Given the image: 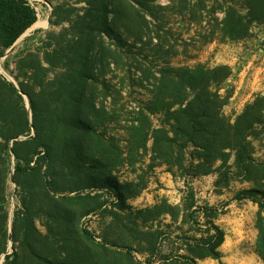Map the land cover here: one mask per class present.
Listing matches in <instances>:
<instances>
[{"label": "trees", "instance_id": "16d2710c", "mask_svg": "<svg viewBox=\"0 0 264 264\" xmlns=\"http://www.w3.org/2000/svg\"><path fill=\"white\" fill-rule=\"evenodd\" d=\"M155 1L79 0L83 6L75 9H64L68 3L61 1L53 8V15L63 10V18L54 24L61 29L47 31L37 48L17 54L16 85L0 72V264H195L196 259L219 258L224 231L212 221L217 209L196 205L191 187L187 207L206 219L202 235L185 237L184 247L163 252L154 251L156 241L149 239L154 233H149L143 241V259L130 247L96 241L80 227L82 216L104 204L78 210L71 204L75 196L55 190L57 177H78L81 189L103 191L113 197L111 204L125 207L129 183L119 182L110 172L107 141L99 130L108 118L98 97L103 92L106 98L108 71L119 68L124 58L136 62L141 84H151L147 89L151 97L139 108L138 124L131 128L136 144L132 148H145L152 138L157 159L169 164L166 150L171 149L185 174L194 169L196 175L219 172L233 156L236 176L256 184L237 191L234 199L258 205L256 253L264 260V161L253 157L252 142L257 130L264 128V96L257 95L232 121L222 113L226 96L220 93L231 73L228 65L165 62L157 74L145 69L147 56L143 61L136 57L146 52L147 31L158 20L155 9L164 8ZM180 1L188 6L197 0ZM219 10L222 17H214L212 39L245 38L264 23V0H240L239 7ZM36 21L37 12L27 0H0V58ZM149 43L162 49L152 37ZM155 115L165 118L164 126L151 127L150 117ZM228 173H220L219 186L228 183ZM10 175L18 200L11 232L5 208ZM29 178L37 181L31 185L21 181ZM39 218L45 220V234L36 226Z\"/></svg>", "mask_w": 264, "mask_h": 264}, {"label": "rangeland", "instance_id": "374dc122", "mask_svg": "<svg viewBox=\"0 0 264 264\" xmlns=\"http://www.w3.org/2000/svg\"><path fill=\"white\" fill-rule=\"evenodd\" d=\"M27 1L36 10L37 21H46L47 25L30 27L0 58V72L9 80H14L15 61L21 50L37 48L39 38H43L47 31L61 29L62 25L54 24L63 18V10L57 9L53 15L54 6L61 1L68 3L63 6L64 9L83 6L79 0ZM195 3L185 6L180 0H156L155 4L164 8L155 9L158 20L147 31L146 52L139 53L136 58L143 61L146 55L148 59L143 61V67L155 74L165 62L190 66L196 63L228 65L231 73L223 81L220 93L226 96L222 113L233 121L257 95L264 96V23L254 26L245 38L230 40L215 35V39H212L214 17H222L220 7H239L240 0H197ZM149 37H152V43L162 45V49L158 50L150 44ZM175 50L176 54L173 55ZM135 66L136 62L130 59L119 61V68L108 71L106 76V98H103V92L98 93L108 118L101 122L99 130L107 141L105 149L110 157V172L119 182L129 183V190L124 192L125 207L111 204L113 197L103 191L81 189L82 182L78 177H57L55 190L62 195L75 196L71 204L78 210L92 207L98 202L104 204L94 213L82 216L80 227L89 231L96 241L107 246L130 247L137 258L143 259L146 256L141 252L143 241H146L149 233H154L149 237L156 241L154 251L163 252L184 247L185 237L202 235L206 219L199 212H194L195 208L187 207L191 187L196 205H212L217 209L212 221L224 231V240L218 247L219 258L196 259L195 264H264L256 253L258 205L248 199H234L237 191L255 187L256 184L236 176V169L232 166L233 156L219 172L196 175L194 169L185 174L171 149L166 150L169 164L157 159L152 138L146 142L145 148H132L136 144L131 141L135 134L131 128L138 124L139 108L151 97L147 90L151 84L140 83V73L136 72ZM25 104L29 109L27 97ZM164 119L160 115L151 116V127L164 126ZM252 142L253 157L258 162L264 161V128L257 130ZM183 165L188 164L184 162ZM222 171H226L230 178L227 184L219 186L216 181ZM11 177L8 179L5 203L9 213V232L18 204L17 187ZM34 180L37 181L36 178L21 181L31 185ZM71 188L77 190L66 191ZM96 193L101 196L98 200L92 198ZM44 221L41 218L36 220L42 234H45ZM11 245L12 241L9 240V253L12 251ZM2 261L1 256L0 263Z\"/></svg>", "mask_w": 264, "mask_h": 264}, {"label": "bare ground", "instance_id": "6f19581e", "mask_svg": "<svg viewBox=\"0 0 264 264\" xmlns=\"http://www.w3.org/2000/svg\"><path fill=\"white\" fill-rule=\"evenodd\" d=\"M34 25H36V26H45V25H47V22L46 21H37L36 23H34L32 26H34ZM31 26V27H32ZM35 26V27H36Z\"/></svg>", "mask_w": 264, "mask_h": 264}, {"label": "water", "instance_id": "95a60500", "mask_svg": "<svg viewBox=\"0 0 264 264\" xmlns=\"http://www.w3.org/2000/svg\"><path fill=\"white\" fill-rule=\"evenodd\" d=\"M28 29H29V28H28ZM28 29H27V30H28ZM3 56H4V55H3ZM11 81H12V82H13V83L16 85V83H15V81H14V80H11ZM20 93H21L23 96H25V97H26V95H25L23 92H21V91H20ZM33 135H34V129H33V127H32V133H31V135H30V136H33ZM30 136H29V137H30ZM14 139H16V138H14ZM11 178H12V180H13V176H12Z\"/></svg>", "mask_w": 264, "mask_h": 264}]
</instances>
